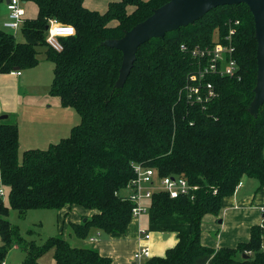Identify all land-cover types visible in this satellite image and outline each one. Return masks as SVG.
<instances>
[{
    "label": "trees",
    "instance_id": "1",
    "mask_svg": "<svg viewBox=\"0 0 264 264\" xmlns=\"http://www.w3.org/2000/svg\"><path fill=\"white\" fill-rule=\"evenodd\" d=\"M23 1H34L39 12L22 26L30 40L20 41L0 27V73L35 67L39 49L45 48L54 63L51 94L75 108L81 121L68 137L26 149L22 158L18 125L0 122V264L16 245L26 251L24 264H40L52 249L57 264H111L98 249L74 246L61 234L38 245L8 216L11 209L80 206L91 214L72 223L79 238L93 229L123 234L133 219L126 190L137 164L198 186L194 198L154 193L148 229L176 232L178 241L150 264H195L212 254V264H264V225H253L250 239L235 247L216 250L202 242L204 218L218 216L223 199L244 178L255 179L258 189L264 184V104L257 117L249 111L257 84V41L248 5L218 6L142 44L126 83L115 88L123 53L103 42L123 37L168 0H116L104 12L87 7L85 0ZM54 18L76 29L62 39L61 52L46 42V26ZM217 40L234 49L238 69L233 75L210 74L207 81L218 95L204 105L193 103L184 92L189 73L201 62L193 49Z\"/></svg>",
    "mask_w": 264,
    "mask_h": 264
},
{
    "label": "rangeland",
    "instance_id": "2",
    "mask_svg": "<svg viewBox=\"0 0 264 264\" xmlns=\"http://www.w3.org/2000/svg\"><path fill=\"white\" fill-rule=\"evenodd\" d=\"M94 1H97L101 5L100 8H103L101 10L103 11L107 8L110 0H87L90 3ZM15 34L20 39L24 38L22 31ZM27 39L28 36H26ZM39 50V63L34 68L22 70L24 75L20 80L16 76L9 74L3 79L2 83L4 90H9L8 97L11 98V102L13 100L17 102L9 107L11 111L9 121L17 119L23 133L22 146L20 147L21 158L24 150L29 146L47 148L50 139L55 140L57 137H60L59 135L66 134L67 132V136H62L68 137L70 135L69 129L72 125H77L81 121V117L75 108H64L61 105L60 96L51 94L54 63L48 59L45 48H40ZM2 96L3 92H0V99ZM56 102L58 103L56 104ZM56 105H58L60 110L58 113ZM63 124H65L64 127L66 126L67 130L63 129ZM25 135H29L28 140H26ZM251 180L254 184L258 183L255 179ZM255 191H258L257 188H255ZM4 199L6 202L8 201L7 196H4ZM146 204H149V202L147 201ZM83 210L84 208L80 206L65 207L64 209L36 208L25 212L11 209L8 219L13 225L19 227L21 234L26 239L35 240L38 245L44 243L49 237L60 234L68 239L72 245H78L83 238L76 236L72 223L73 221L77 222L76 216L79 215V219L82 218L80 213H84ZM147 214L142 217L144 228L149 226V214ZM215 225L218 224L215 223ZM216 227L212 226V233L218 229H215ZM98 233L101 236L107 235L105 232L93 229L86 239H89L91 236H99ZM153 237L156 238L154 251L157 253V256L165 253L167 246L174 239L173 237L160 239L161 235L156 234V232L153 233ZM166 244L168 245L165 246Z\"/></svg>",
    "mask_w": 264,
    "mask_h": 264
},
{
    "label": "crops",
    "instance_id": "3",
    "mask_svg": "<svg viewBox=\"0 0 264 264\" xmlns=\"http://www.w3.org/2000/svg\"><path fill=\"white\" fill-rule=\"evenodd\" d=\"M110 0L109 2H111ZM116 1V0H113ZM108 2V4H109ZM8 3L9 0H2L0 5V27L5 30L3 27V22L8 18ZM107 4V3H106ZM85 5L93 10H98L100 12H104L107 8L101 11L103 8H100L101 5L98 4L97 1L92 3L87 2L85 0ZM24 7L26 10L25 13V20L35 18L38 15L39 7L34 1H24ZM33 14V15H32ZM8 31V30H6ZM22 31V28L16 32ZM10 32V31H8ZM12 32V33H16ZM11 33V32H10ZM16 36V34H15ZM24 38L20 39L16 36V38L20 41H26V36L23 35ZM27 40H30L29 38ZM34 68V67H33ZM18 70H14L10 73H0V92H3V96L0 99V122H13L16 123L19 127V134H20V147L22 146V130L20 129V124L17 119H10L11 111L9 107L13 106L14 103L16 104L15 100L11 102V98L8 97L9 90H4L3 79L12 74L16 76L19 80L24 75L23 71L21 74L18 75ZM58 102H56L57 104ZM62 105V103H61ZM57 106V113L60 112L58 105ZM63 106V105H62ZM61 106V107H62ZM64 107V106H63ZM67 108V107H64ZM8 115L7 118H4V115ZM65 124H63V129H66ZM69 129V133H71L72 128ZM66 134H62L67 136ZM57 137L55 140H49V145L51 143L58 142L63 137ZM26 140L29 139V135H25ZM49 147V146H48ZM30 148H37V146H29L27 149ZM42 149V148H41ZM26 150V149H25ZM24 150V151H25ZM242 185L238 187L234 194L226 196L222 202V209L218 216L215 215H207L203 221V232H202V242L205 245L211 246L216 250L220 249L221 247H235L239 242H245L250 239L251 228L253 225L264 224V184L263 186L258 189V183L254 184L251 178H244L242 181ZM256 185V187H255ZM1 186V183H0ZM3 186V184H2ZM254 187V190H253ZM257 188V192L255 191ZM67 208L70 206H66ZM65 208V207H64ZM62 208V209H64ZM71 208V207H70ZM84 213H80L83 218L84 215L91 214L90 211L84 209ZM69 214V213H68ZM148 215V214H147ZM143 216H146L144 214ZM142 216V217H143ZM142 217L140 218H133L130 222L128 229L123 234H107L106 236H91L89 239L80 240L81 243L74 246H85V247H94L99 250V252L106 257L111 259V264H150V259H143L141 261H136L134 259V253L139 248L142 241L139 240L140 234L139 229L143 226ZM81 218V219H82ZM77 222H80L79 215L75 217ZM74 222V221H73ZM218 224V225H215ZM217 226L213 233L211 232L213 229L212 226ZM148 229V226L145 227ZM99 230V229H96ZM100 231V230H99ZM161 235L160 239H167L169 237H173L172 241L169 243L170 245L167 246L166 250L172 246H174L177 241V233L176 232H162V231H151L152 235L149 241H144L143 243H148L151 247L152 257L157 256L154 251V245L156 243V238L153 237V233ZM168 233V235H166ZM1 238V237H0ZM77 241V239H76ZM3 244L2 240L0 246ZM82 244V245H81ZM52 251V253H51ZM166 253V252H165ZM165 253L160 254V256H164ZM48 255V258H47ZM26 256V251L23 250L20 246H14L8 253L7 257L3 260L6 261V264H24V259ZM214 254L212 255H204L198 258L195 264H212ZM40 264H57L55 257H54V250H49L43 256L39 258Z\"/></svg>",
    "mask_w": 264,
    "mask_h": 264
},
{
    "label": "built area",
    "instance_id": "4",
    "mask_svg": "<svg viewBox=\"0 0 264 264\" xmlns=\"http://www.w3.org/2000/svg\"><path fill=\"white\" fill-rule=\"evenodd\" d=\"M25 13L26 10L23 0H10L8 3V18L3 22V27L10 32L18 31L25 22ZM70 28L75 30V34L76 29L74 26L66 25L55 18L51 19L48 24V29H46V42L48 46L55 51L61 52L64 49L62 39L74 35L69 34ZM230 33H235V29L231 28ZM233 50L232 47L224 45L219 40H217L213 46L202 47L198 45L193 49V55L201 62L196 71L189 73L187 85L184 88L185 95L191 102L204 105L218 95L214 83L212 81H207V77L210 74H235L238 69V63L236 59L231 56ZM202 59H206L207 62L205 64L202 63ZM17 73L20 75L21 71L18 70ZM135 173V178L130 182L126 190L133 203V218H140L149 212L151 199L157 191L162 190L169 194L171 198L180 196L194 198L196 190L198 189V186L191 184L188 178L184 176L167 175L161 177L153 167L137 164L135 166ZM0 183V193L4 195L1 176ZM242 183L241 181L238 187H240ZM147 201L149 204H146ZM139 234V240L142 241V243L133 257L136 261L151 259L153 256L151 247L148 243H143L144 241L150 240L152 235L151 230L141 227L139 229ZM1 264H6V261H2Z\"/></svg>",
    "mask_w": 264,
    "mask_h": 264
},
{
    "label": "water",
    "instance_id": "5",
    "mask_svg": "<svg viewBox=\"0 0 264 264\" xmlns=\"http://www.w3.org/2000/svg\"><path fill=\"white\" fill-rule=\"evenodd\" d=\"M239 3L248 5L255 23L257 84L254 88L255 95L249 106V111L257 117L261 106L264 104V0H168L155 8L145 20L126 31L123 37L107 39L103 42V44L115 47L123 53L115 88H121L126 83L142 44L152 38H164L169 31L194 23L218 6ZM46 29H48V25ZM3 117L7 118L8 115L5 114ZM244 256L247 257L248 254Z\"/></svg>",
    "mask_w": 264,
    "mask_h": 264
},
{
    "label": "clouds",
    "instance_id": "6",
    "mask_svg": "<svg viewBox=\"0 0 264 264\" xmlns=\"http://www.w3.org/2000/svg\"><path fill=\"white\" fill-rule=\"evenodd\" d=\"M74 29L70 28L69 34H74Z\"/></svg>",
    "mask_w": 264,
    "mask_h": 264
},
{
    "label": "snow or ice",
    "instance_id": "7",
    "mask_svg": "<svg viewBox=\"0 0 264 264\" xmlns=\"http://www.w3.org/2000/svg\"><path fill=\"white\" fill-rule=\"evenodd\" d=\"M69 31H70V29H69Z\"/></svg>",
    "mask_w": 264,
    "mask_h": 264
}]
</instances>
